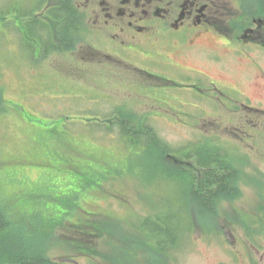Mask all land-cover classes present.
Listing matches in <instances>:
<instances>
[{"label": "rangeland", "instance_id": "rangeland-1", "mask_svg": "<svg viewBox=\"0 0 264 264\" xmlns=\"http://www.w3.org/2000/svg\"><path fill=\"white\" fill-rule=\"evenodd\" d=\"M30 4L0 0V204L12 219L44 231L51 258L65 264H264V112L167 95L173 86L157 91L147 74L103 67L82 43L78 56L68 45L58 59L27 57L10 35V8ZM219 67L208 68L264 109L256 102L259 89L241 83L256 69L231 62ZM49 77L55 79L44 84ZM124 114L190 163L185 151L199 147L207 159L219 149L235 170L231 195L219 197L211 211L191 202L189 174L160 158L158 141L153 146L143 133L108 129ZM164 213L193 223L167 259L153 252L151 238L137 226ZM85 224L96 225L98 234ZM83 229L93 237L84 239ZM83 242L92 249L87 256L78 246Z\"/></svg>", "mask_w": 264, "mask_h": 264}, {"label": "flooded vegetation", "instance_id": "flooded-vegetation-1", "mask_svg": "<svg viewBox=\"0 0 264 264\" xmlns=\"http://www.w3.org/2000/svg\"><path fill=\"white\" fill-rule=\"evenodd\" d=\"M69 1L77 16L66 28L65 36L58 34L62 27L52 21L51 11L63 8L61 0H30L31 4L22 11L10 8V35L15 48L27 57L32 54L34 59L49 54L58 59L64 52L62 43L70 44L66 49L71 48L75 56L82 43L84 52L99 58L103 67L124 66L147 74L155 79L152 85L157 91H169L173 86L175 91H165L167 95H198L217 109L264 112L250 96L219 80L208 68L215 71L219 65L223 69L231 62L256 69L255 76L245 75L241 83L258 88L256 102L264 105V0H256L255 4L254 0ZM219 74L223 73L216 75ZM54 79L43 81L51 85ZM223 96L228 99L225 101ZM246 121L254 122L251 118ZM170 158L179 163L172 166L186 175L202 170L175 154ZM205 174H200L203 179Z\"/></svg>", "mask_w": 264, "mask_h": 264}, {"label": "trees", "instance_id": "trees-1", "mask_svg": "<svg viewBox=\"0 0 264 264\" xmlns=\"http://www.w3.org/2000/svg\"><path fill=\"white\" fill-rule=\"evenodd\" d=\"M61 3L63 4V8L60 12L56 10L51 11L53 13L52 21L57 27H62L61 32L59 31L58 34L65 36L66 28L72 25L73 18L77 16V14L73 8L69 7L71 5L69 0H61ZM68 45L70 44L64 42L62 43V48ZM129 117L128 114L120 115L118 118L116 117L119 123H113L108 129L111 131L114 130L112 126L115 125L119 127L121 132L125 135L126 133H132L133 135L143 133L147 137V141L155 146L158 138L155 136L156 134L154 131L150 128H146V125L142 122H137L136 124L129 122V119H131ZM132 140L134 139L124 136L125 142H133ZM158 142L160 145V158L169 159L174 164H179L170 158V154L174 153L171 151V148L161 141ZM164 149H167L166 153H163ZM201 150L202 149H199V147H195L194 150L188 152L184 150L185 153H190L193 159L191 163L195 167L202 169L199 173L201 175L206 173L204 179L199 173L191 172L189 174V200L211 211L214 203L219 197H228L231 195L230 190L232 184L235 183V170L230 160L224 159L223 156L225 155L220 154V151H218L219 149L216 148L215 151L209 152L207 159H204L206 155L201 153ZM180 172L184 171L180 170ZM262 196L264 199V190L262 191ZM200 210L203 211L202 208H200ZM12 218V215H10L7 209L0 204V264H65L64 262H56L51 258L48 251V244L41 237L44 231L40 232L33 226L22 227ZM257 221L258 219L255 221L256 225H259ZM246 222L248 221L246 220ZM192 225V220H190L189 217L183 219L182 216L176 214L173 216L172 220V215L169 213L161 214L154 219L145 217L137 223L138 229L145 232L146 236L151 238L149 242L153 252L157 256L161 255L162 258L165 259L171 258L170 252L173 253L180 248L183 236H186V232L190 231ZM85 226L91 227L92 230L96 231V234H98L96 225L85 224ZM246 226L248 227V225ZM260 227L261 225L259 228ZM81 231L84 232V239H87L89 236L93 237L92 232L88 230L85 231L84 229ZM78 246L84 256L88 255L86 254L89 252L87 250L92 251L90 246L84 242ZM135 254L136 252H129L130 256ZM90 262L92 261L90 260ZM153 264L164 263L161 261Z\"/></svg>", "mask_w": 264, "mask_h": 264}]
</instances>
